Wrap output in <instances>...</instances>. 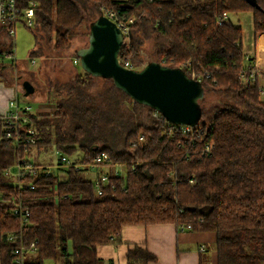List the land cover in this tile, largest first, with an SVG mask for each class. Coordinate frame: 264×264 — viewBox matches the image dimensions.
I'll return each mask as SVG.
<instances>
[{
    "label": "trees",
    "instance_id": "16d2710c",
    "mask_svg": "<svg viewBox=\"0 0 264 264\" xmlns=\"http://www.w3.org/2000/svg\"><path fill=\"white\" fill-rule=\"evenodd\" d=\"M37 1L33 26L43 31L46 42L55 40L57 53L70 46L76 29L84 23L93 22L107 9H119L126 17L137 18L133 35L151 27L166 39V46L155 51L157 61L182 67L200 78L206 94L214 93L220 100L210 107L206 100L201 101L202 122L193 132H184L160 112L134 101L135 111L150 119L130 124L123 148L114 150L83 143L84 125L67 132L72 107H78L76 115L81 120L89 115L88 125L94 127L106 123L105 110L109 109L98 101L100 94L93 97L89 90H81V86L87 87L85 78L75 77L76 88L71 89L79 92L77 96L59 101L53 113L32 118L37 128L34 144H0V191L4 194L0 201V264H16L18 240L9 237L19 230L11 212L14 188L5 183V170L18 159H26L33 147L54 143L67 154L82 147V161L106 151L111 156L108 165H125L126 172L112 173L102 184L101 194L82 170L74 168L65 170L63 180L54 174L31 178L38 187L25 192L31 215L24 237L28 243L37 242L26 264H44L47 258H60L64 264H102L98 246L120 241L123 226L156 223L190 224L195 231H215L217 264H264V94L259 90L264 86V72L256 67V56L245 52L243 26L232 19L217 22L225 11L250 12L257 39L264 33V0ZM6 35L7 25L0 24V60L13 48L5 41ZM133 35L124 41L119 57L122 63L130 60L137 69L143 62H136L142 56L143 38ZM0 65V77H4L7 65ZM106 80L113 86L106 90L118 93L116 102L117 98L122 104L131 99L112 79ZM110 104L117 111L116 104ZM140 133L147 140L136 145ZM128 260L129 264H148L156 256L135 247Z\"/></svg>",
    "mask_w": 264,
    "mask_h": 264
},
{
    "label": "rangeland",
    "instance_id": "374dc122",
    "mask_svg": "<svg viewBox=\"0 0 264 264\" xmlns=\"http://www.w3.org/2000/svg\"><path fill=\"white\" fill-rule=\"evenodd\" d=\"M230 18L236 24H241L244 29V43L249 45L252 49L254 41L253 36V20L250 12H231ZM90 22L84 23L80 28L76 29L77 33L74 35L70 42V46L63 52L57 53L54 50V39L53 41L46 42L42 38L43 31L39 27L28 26L24 21H19L15 25V34L10 36L6 35L5 41L7 44H13V52L16 56L17 69L14 70V66L8 67L4 72L5 76L0 77V87H12L13 88V99L19 98L21 104L28 105L31 107V113L38 115L43 112L53 113L57 109L59 101L73 96H77L79 92H72V87L75 86L73 77L81 75L85 78L87 87H83L81 90H89V93L93 97H97L99 94L98 101L103 102L104 106L108 104V110L106 115V123L100 124L99 127L89 126L88 122L90 116L80 119L78 117V107L74 106L71 108L72 113L67 124V132H72L77 125H84L83 143H96L98 145H106L114 150H120L123 148L124 138L126 132L129 129V125L137 123L141 120L150 119L144 115L135 111L134 100L128 99L121 103V100L116 97L118 93L114 90H106L107 88H113L112 82L101 77H93L88 75L86 71L81 67L80 60L75 62L76 51L80 47L88 45V35ZM140 38L142 37L143 42L140 48L142 56L139 55L136 62H141L140 67L142 68L147 62L156 60L155 51L166 46L167 41L157 31L151 27L147 29L142 28L136 30L133 36ZM5 47V46H4ZM254 47V45H253ZM162 48V47H161ZM37 51L35 56L31 57L33 51ZM253 51L249 54V57L254 56ZM31 59H35L36 62L32 63ZM12 64V59L7 56V53L1 63ZM2 65H0L1 69ZM5 68V67H3ZM74 75V76H73ZM31 82L34 86V92L25 94L23 90L24 82ZM18 87V93L16 95L14 89ZM76 88V86H75ZM115 96L113 95V93ZM110 92V93H107ZM3 91L0 90V96H3ZM214 93H205L206 104L208 107L216 104L220 99ZM202 99V100H203ZM81 102V101H80ZM115 103L117 111L113 110L112 104ZM80 105V104H79ZM77 114V115H76ZM110 114V119H108ZM87 121V125H86ZM202 122V121H200ZM61 153L58 151L55 144L47 146L33 147L28 154L26 159L31 162L47 163L51 165L53 174L59 179H65L66 173L64 169H58L57 163L60 161ZM65 154V153H64ZM71 159H75L78 156H84V149L78 147L73 153L69 154ZM125 174L126 166L115 164L109 166L108 164L96 166L90 169H84L82 172L85 177L89 179H95L102 173L120 172ZM44 264H64L62 259L55 261L54 259L47 258L44 260Z\"/></svg>",
    "mask_w": 264,
    "mask_h": 264
},
{
    "label": "built area",
    "instance_id": "2783aa9c",
    "mask_svg": "<svg viewBox=\"0 0 264 264\" xmlns=\"http://www.w3.org/2000/svg\"><path fill=\"white\" fill-rule=\"evenodd\" d=\"M147 1L153 2L160 0ZM38 6L39 2L37 0H0V24L7 25L8 34L13 36L15 34V25L17 22L24 21L28 26H33L35 24L36 9ZM103 14L117 23L124 33L125 40L126 38L128 40L131 38L133 26L137 21L135 16L126 17L122 15L119 9H107ZM229 15L230 12H223L222 15L218 17V24L229 23L231 21ZM7 56L12 59V65L17 64L13 49ZM77 61L78 58L75 57V62ZM31 62L35 63L36 60L31 59ZM122 64L126 67L134 68L133 63L128 59H125V63ZM4 65L6 64L4 63ZM192 77L196 78L195 75ZM196 79L201 80L200 78ZM259 90L263 95L264 86H260ZM30 109V106H23L17 99L10 101L8 111L0 117V144L17 146L22 144H34L36 142L37 128L32 124V118L35 117V115L31 113ZM193 127L194 126L191 125L179 124V128L184 132H193ZM146 140V135L140 133L135 144L140 145ZM64 153H61L60 161L56 165L58 169L66 170L74 168L83 171L84 169H90L111 162V156L106 151H100L91 160L87 161H82L83 157L71 159L69 154ZM115 164L117 165L118 163ZM119 165L121 166V164ZM51 168V165L47 163L31 162L28 159H18L5 170V183L12 185L14 188V192L10 198L12 203L11 212L17 218L19 229L17 235H11L9 237L10 240H18V244L14 250L16 264H26L27 256L36 251L37 241L35 240L28 243L24 237L30 225L31 215L30 207L27 202L28 198L25 196V192L34 190L38 187V184L31 178L52 175L53 171ZM114 173L122 175V171ZM110 175L111 172L102 173L95 179H92L98 193L101 194V186L108 181ZM54 190V199L57 201L59 194L57 184L54 185ZM3 195L4 194L0 191V201L3 199ZM177 227L179 231L192 229L190 224H180ZM203 247L204 246L201 248Z\"/></svg>",
    "mask_w": 264,
    "mask_h": 264
},
{
    "label": "water",
    "instance_id": "95a60500",
    "mask_svg": "<svg viewBox=\"0 0 264 264\" xmlns=\"http://www.w3.org/2000/svg\"><path fill=\"white\" fill-rule=\"evenodd\" d=\"M125 36L115 21L100 14L90 24L88 45L76 51L81 67L93 77L112 79L114 85L137 103L160 112L174 124L195 126L202 118L205 87L182 67L157 60L135 69L122 64L119 53ZM25 94L33 93L31 82L23 83Z\"/></svg>",
    "mask_w": 264,
    "mask_h": 264
},
{
    "label": "crops",
    "instance_id": "0c3cea01",
    "mask_svg": "<svg viewBox=\"0 0 264 264\" xmlns=\"http://www.w3.org/2000/svg\"><path fill=\"white\" fill-rule=\"evenodd\" d=\"M252 51L256 56V67L264 72V33H260L257 39H254L252 49L245 45V52L248 55ZM11 66L15 65L7 64V68ZM0 90L4 94L0 96L1 117L8 111L14 93L12 87H0ZM14 91L17 95L18 87ZM16 99L20 102L18 97ZM118 238L120 241L113 240L111 243L98 246L97 254L102 264H129L128 253L135 247L156 256V260L148 264H217L215 231L192 229L179 231L174 223L125 225ZM202 246L204 247L201 248Z\"/></svg>",
    "mask_w": 264,
    "mask_h": 264
}]
</instances>
